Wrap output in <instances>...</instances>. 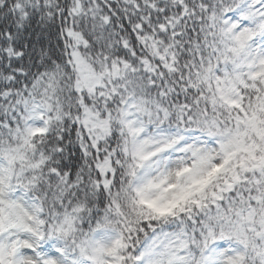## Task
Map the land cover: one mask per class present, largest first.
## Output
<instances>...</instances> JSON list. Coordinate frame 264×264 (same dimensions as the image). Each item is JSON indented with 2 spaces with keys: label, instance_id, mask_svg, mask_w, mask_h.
Here are the masks:
<instances>
[{
  "label": "snow or ice",
  "instance_id": "6c2138e0",
  "mask_svg": "<svg viewBox=\"0 0 264 264\" xmlns=\"http://www.w3.org/2000/svg\"><path fill=\"white\" fill-rule=\"evenodd\" d=\"M0 264H264V0H0Z\"/></svg>",
  "mask_w": 264,
  "mask_h": 264
}]
</instances>
